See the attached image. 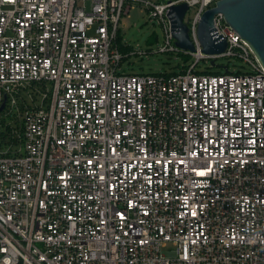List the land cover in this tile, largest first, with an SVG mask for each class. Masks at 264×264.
I'll return each instance as SVG.
<instances>
[{
  "label": "built area",
  "instance_id": "1",
  "mask_svg": "<svg viewBox=\"0 0 264 264\" xmlns=\"http://www.w3.org/2000/svg\"><path fill=\"white\" fill-rule=\"evenodd\" d=\"M218 1L0 0V264H264V68L220 14L226 50L201 52ZM135 10L156 49L121 38ZM160 53L189 62L123 67ZM221 58L249 70L204 73Z\"/></svg>",
  "mask_w": 264,
  "mask_h": 264
},
{
  "label": "water",
  "instance_id": "2",
  "mask_svg": "<svg viewBox=\"0 0 264 264\" xmlns=\"http://www.w3.org/2000/svg\"><path fill=\"white\" fill-rule=\"evenodd\" d=\"M187 9L186 4L174 5L170 7L168 17L175 45L194 53V45L183 22ZM218 14L248 44L256 60L264 68V0H219L214 8L204 11L197 27V38L203 54L219 55L226 50V42L216 33L213 24V19ZM210 64L215 66L214 62ZM4 103L5 98L0 112Z\"/></svg>",
  "mask_w": 264,
  "mask_h": 264
},
{
  "label": "rangeland",
  "instance_id": "3",
  "mask_svg": "<svg viewBox=\"0 0 264 264\" xmlns=\"http://www.w3.org/2000/svg\"><path fill=\"white\" fill-rule=\"evenodd\" d=\"M192 13V10L188 11L186 17ZM130 16L129 19L121 20L119 28L121 38L126 43L139 50L156 49L164 43L162 29L155 23L149 22L145 14H140L138 10H135L130 13ZM182 61V56L177 53H160L142 58L132 56L125 61L123 67L127 73L156 74L161 71L172 70ZM215 65L212 67L213 69H218L219 66H229L230 71L240 69L241 72L245 73L249 70V66L237 58H221L215 62ZM199 68H204L203 61L199 63Z\"/></svg>",
  "mask_w": 264,
  "mask_h": 264
},
{
  "label": "trees",
  "instance_id": "4",
  "mask_svg": "<svg viewBox=\"0 0 264 264\" xmlns=\"http://www.w3.org/2000/svg\"><path fill=\"white\" fill-rule=\"evenodd\" d=\"M184 60H186V62H189V58H183ZM191 62V61H190ZM215 67V66H214ZM177 71V68H173L172 70L169 71H161L159 73H165V74H175ZM204 73H209V74H222L224 73L223 69H213L212 67L207 68Z\"/></svg>",
  "mask_w": 264,
  "mask_h": 264
}]
</instances>
